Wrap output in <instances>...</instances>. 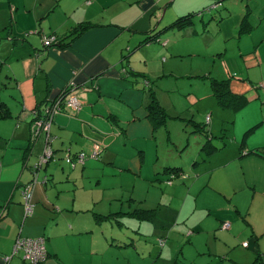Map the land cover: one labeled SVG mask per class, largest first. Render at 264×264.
<instances>
[{"label": "crops", "instance_id": "1", "mask_svg": "<svg viewBox=\"0 0 264 264\" xmlns=\"http://www.w3.org/2000/svg\"><path fill=\"white\" fill-rule=\"evenodd\" d=\"M223 1L219 2L225 9L221 17L227 18L233 10ZM216 2L0 0V63L5 65L0 71L5 70L8 78L7 83L0 82V102L5 103V109H0V264H5L3 258L12 252L19 235L46 238L49 256L44 264H200L187 257L180 245L154 248L152 237L166 240L170 226H180L187 233L176 239L181 245L187 241L197 256H214L232 264H264L261 91L247 85L236 92L230 86L248 100L238 112L223 109L234 113L230 118L233 136L222 146L214 145L211 155L202 149L205 171L197 174L187 197L175 208V196L162 191L168 200L161 202L152 193L158 190L152 183L164 180L161 176H167L168 169L184 168L167 165L162 171H143L147 151L139 143L154 137L163 126L155 129L148 117L153 89L149 68L134 67L132 58L155 42L176 53L180 39L168 43L163 37L193 25L195 19L182 29L170 25ZM260 6L264 10V2ZM250 9L238 18L240 31L256 27L249 20ZM43 36H56L61 45L47 48ZM163 48L157 50L156 58L168 53ZM72 82L82 107L56 115L55 157L40 171L32 196L35 210L25 217L22 188L33 180V165L45 144L43 136L31 143L32 112ZM7 89H11L9 98L3 96ZM141 91H148V97ZM94 144L103 147L100 159H89L75 169L66 164V169L62 162L67 149L90 152ZM138 155L141 169L130 164ZM128 171L146 186L145 198L138 197L140 189L130 192L120 183ZM45 177L50 178L47 184L40 180ZM90 211H95L94 217ZM89 215L92 224L84 220ZM224 222L231 224L229 230L221 229ZM99 227L102 230L97 231ZM100 236L119 244L100 249ZM9 264L27 263L18 255Z\"/></svg>", "mask_w": 264, "mask_h": 264}, {"label": "rangeland", "instance_id": "2", "mask_svg": "<svg viewBox=\"0 0 264 264\" xmlns=\"http://www.w3.org/2000/svg\"><path fill=\"white\" fill-rule=\"evenodd\" d=\"M262 2L264 1L224 0L222 3L227 4L233 10L227 18L221 17V14L225 15V9L220 7V4L218 9L203 8L194 16L193 25L183 30L168 32L163 37V40H167L168 43L174 38L180 39L179 45L176 46V53L169 50L170 46L166 50L162 47V42H155L149 48L139 49L132 58L134 67L145 68L147 66L149 68L146 72L153 82L155 96L169 115L166 125L158 130L154 137L139 143L147 151L143 171L152 168L153 172H158L167 165H181L184 168L180 177L161 176L164 180H155L152 183L158 189L152 193L161 202L168 200L163 193L168 192L175 196L173 208L187 197L188 186L193 183L197 174L205 171L203 162L205 152L202 148L207 138L203 133L194 132L196 126L190 120L193 119L205 126V130L213 136V145L222 146L224 141L228 142L229 137L233 136L230 118L234 113L218 106L216 99L211 96L213 83L216 80H229L233 91L248 85L250 88L261 91L263 94L260 92V96L264 101V91L260 88L264 84V10L260 6ZM249 9L251 12L249 20L256 27L249 31L246 29L240 31L241 20L238 21V18L242 19ZM260 18L262 19L259 21ZM161 48L168 52L163 55L166 58L164 62H162L163 57L156 58L157 50ZM2 52L3 50H0V55ZM1 63L0 69L5 66ZM0 82H8L5 70L0 71ZM139 85L143 87L142 84ZM10 92L11 89L5 90L3 96L9 98ZM141 92L147 94L148 97V91L147 93ZM15 101L14 99L11 103ZM112 108L115 113H118L116 106ZM208 117L211 120L210 123L207 121ZM222 120H228V122L221 125ZM224 134L226 136L223 137ZM62 163L67 169L68 166L64 160ZM130 164H134L135 168L139 169L140 156L132 159ZM135 179L128 171L126 178L120 183L130 192L135 187L140 189L138 197L145 198L146 186H143L141 182H136ZM170 180L171 184L168 183ZM172 185L174 186L171 187ZM100 210L103 209L98 211ZM94 212L90 211L93 217ZM86 219L90 224L94 223L91 215L85 217L84 220ZM170 229L171 235L168 238L165 237L168 243L166 242L163 246L160 245L159 237H152L156 250H167L170 246L177 248L180 245L184 248L187 257L198 260L200 264H232L230 261L223 262L214 256H197L195 249L187 241L181 245L180 239H176L180 233L185 235L187 233L182 231L180 226H170ZM100 230H102L100 227L97 228V231ZM113 244L118 245L119 243L112 237L103 241L100 236V249L105 250ZM110 254H113L112 250ZM192 263L196 264L194 261Z\"/></svg>", "mask_w": 264, "mask_h": 264}, {"label": "trees", "instance_id": "3", "mask_svg": "<svg viewBox=\"0 0 264 264\" xmlns=\"http://www.w3.org/2000/svg\"><path fill=\"white\" fill-rule=\"evenodd\" d=\"M221 1L222 0H217L216 3H219ZM194 15H187V16L181 17V18L177 19L174 23H172L170 26L171 27H177L178 29H182V28L188 26L189 24H191V21H192V18H194ZM247 16H245L244 21H247ZM154 37H157V34L152 36V37L150 36L149 39L152 38L154 40L155 39ZM146 41L147 40H145V43H146ZM60 45H61V41L58 40V43L53 45V46H60ZM130 73L131 74H135V73H133L131 71H130ZM211 90H212L213 96L216 98L219 106L222 109H230V110H232L234 112H238L248 102V100H247V98L245 96H243L241 94H237V93L233 92L230 89V81L229 80H222V81H217L216 80V82L213 83V89H211ZM61 92L59 93V95H57V97H59V96H63V97L68 96L71 91H64L62 93ZM149 92H150V103L147 106V108L149 110V116L148 117H149L150 121L153 123L154 128L158 130L159 128H161L162 126H164L166 124L167 118L169 117V115H168L166 109L161 106L160 102L156 98L154 89L151 88ZM53 102L54 101H50V99L47 98L41 105L37 106V108L34 109L33 112H32L33 118L31 119V121L29 123V129L32 132V129L34 128V126L37 123H42L41 131L39 133V135H40L39 137H41V136L44 137V142H45L44 147H45V145L47 143L48 146H49V149L51 151V155H50V158L47 160V162L44 163L42 166L38 165L39 161L35 162V164L33 165L34 176H33V180L31 182H34V181H36L37 183L39 182V173H40V171H42L51 161H53L54 157H55V150L53 148L54 135H53V132H52V128H53V124H54L55 118L51 119L50 111L49 112L47 111V108H50V109L52 108V106L54 105ZM42 106H44V107L42 108ZM2 108L5 109V103H1L0 102V109H2ZM63 109H64L63 111H65L66 109H69V108H63ZM2 111L4 112V110H2ZM50 121H51V128H50V130H47L45 132L43 130L44 126L47 123H49ZM195 126H196V129H195L194 132L195 133H203L204 136H206V138H207V140H206V142H205V144H204L202 149L207 153V155H211L214 152V150H216L215 146L212 143V139L213 138H211L210 133L205 130V126L204 125H202L200 123H195ZM254 129L255 128H252L251 130L253 131ZM248 132L246 133L245 137H247V135L250 133V132L249 133ZM39 137L37 138V140L39 139ZM36 141H34V142H36ZM32 142L33 141H31V143ZM94 145H99L101 147V149H103V147L100 144H94ZM94 145H93V147H94ZM93 147H92V150H93ZM92 150L90 152L79 151V152H76V153H72V151L70 149H67L65 151V156H64L63 159H64L65 163L70 168L75 169L77 166L85 165V163L89 159H95V160L100 159L101 155L99 157H93L92 156ZM81 154H84V157L80 161V155ZM42 155H43V151H42V153L40 154V156L38 158H40ZM170 170L171 169H168L166 173L168 175H172L173 178L180 177L182 175V172H183V171H180V169H172L171 171ZM40 180H41V182L43 184H47L50 181V178L49 177H45L44 179H40ZM168 183H170V182H168ZM226 223L229 224V228L228 229H223V227H224V225ZM230 228H231V224L229 222H224L221 225V229L222 230H229ZM19 236L23 237L22 235H19ZM25 238H28V237H25ZM37 238H40V237H37ZM42 238H44L45 245H46V242H47L46 238L45 237H42ZM159 242H160L161 246H163L166 243L164 237L163 238H159ZM162 242H163V244H162ZM245 243H248V242H244L243 246L244 247H248V246H245ZM15 244H16V241H15ZM15 244H14V246H15ZM248 245H249V243H248ZM14 246H13V249H14ZM13 249H12V252L9 255H6L3 258V261H4L5 264H9L10 261L14 257H16L18 255L23 259V256H24L23 252L20 251L18 254L17 253L14 254V250ZM46 249H47V245H46ZM48 256H49V254H48V251H47V258H48ZM47 258H46V260H47ZM258 260H259V258H258ZM45 261L42 262V263H39V264H44ZM24 262L27 263V264H31L27 260L26 261L24 260Z\"/></svg>", "mask_w": 264, "mask_h": 264}, {"label": "built area", "instance_id": "4", "mask_svg": "<svg viewBox=\"0 0 264 264\" xmlns=\"http://www.w3.org/2000/svg\"><path fill=\"white\" fill-rule=\"evenodd\" d=\"M218 3L213 5L210 9H215L218 7ZM43 44L45 47L50 48L53 47V45L58 43V38L56 36H43L42 38ZM76 86L72 82L69 85H67L64 89L61 91H71L68 96H59V92L55 97L49 98L50 101H54V105L52 108H47V111H50L51 119H54L56 115L61 113L64 109L63 108H69L72 110H80L82 107V102L79 100V98L73 94V91L75 90ZM264 90V84L260 86ZM61 92V93H62ZM207 121H210V118H207ZM42 123H37L31 132V141H36L37 138L40 136L39 133L41 131ZM51 128V121L47 123L44 126V131L50 130ZM101 147L99 145H94L92 150V156L93 157H99L102 153ZM51 151L49 149L48 144L46 143L44 149H43V155L41 156L38 165L42 166L44 163L47 162V160L50 158ZM84 157V154L80 155V161ZM172 180V179H171ZM169 181L170 183L172 181ZM36 181L30 182L28 185L24 186L22 188V195H23V205L25 209V217L30 216L33 214L35 210V204L32 201L33 196V189L36 185ZM229 224L226 223L223 227V229H228ZM163 244V242H162ZM245 246H248V243H245ZM14 254H18L20 251L23 252L24 256L23 259L26 261H29L31 264H39L46 260L47 258V249L45 245L44 238H23L19 236L16 240V244L14 246Z\"/></svg>", "mask_w": 264, "mask_h": 264}, {"label": "clouds", "instance_id": "5", "mask_svg": "<svg viewBox=\"0 0 264 264\" xmlns=\"http://www.w3.org/2000/svg\"><path fill=\"white\" fill-rule=\"evenodd\" d=\"M217 4V3H216ZM218 4H220V3H218ZM59 40V39H58ZM54 47V46H53Z\"/></svg>", "mask_w": 264, "mask_h": 264}]
</instances>
